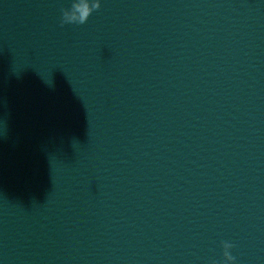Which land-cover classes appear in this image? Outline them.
Returning a JSON list of instances; mask_svg holds the SVG:
<instances>
[{"label":"water","instance_id":"water-1","mask_svg":"<svg viewBox=\"0 0 264 264\" xmlns=\"http://www.w3.org/2000/svg\"><path fill=\"white\" fill-rule=\"evenodd\" d=\"M264 264V0H103L0 264Z\"/></svg>","mask_w":264,"mask_h":264},{"label":"clouds","instance_id":"clouds-1","mask_svg":"<svg viewBox=\"0 0 264 264\" xmlns=\"http://www.w3.org/2000/svg\"><path fill=\"white\" fill-rule=\"evenodd\" d=\"M100 8L99 0H73L68 9L63 10L61 23L63 24H84L93 11ZM223 262L222 264H234L235 257L230 249L234 247L229 242H223Z\"/></svg>","mask_w":264,"mask_h":264}]
</instances>
